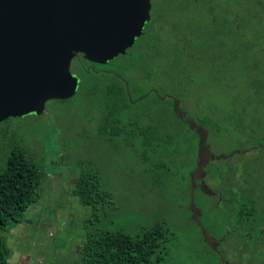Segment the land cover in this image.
I'll return each mask as SVG.
<instances>
[{
    "label": "rangeland",
    "instance_id": "374dc122",
    "mask_svg": "<svg viewBox=\"0 0 264 264\" xmlns=\"http://www.w3.org/2000/svg\"><path fill=\"white\" fill-rule=\"evenodd\" d=\"M149 16L126 55L83 64L86 75L71 63V102L0 123V172L21 149L43 174L25 222L6 234L10 264H77L90 234L157 225L168 234L156 264H264V0H151ZM107 72L134 102L114 110L118 136L101 122L102 91L123 84ZM174 101L207 131L200 179L201 137ZM157 123L167 144L141 133ZM91 169L107 195L94 209L71 194Z\"/></svg>",
    "mask_w": 264,
    "mask_h": 264
},
{
    "label": "water",
    "instance_id": "95a60500",
    "mask_svg": "<svg viewBox=\"0 0 264 264\" xmlns=\"http://www.w3.org/2000/svg\"><path fill=\"white\" fill-rule=\"evenodd\" d=\"M150 11L151 0H0V123L40 116L47 102L71 99L79 82L73 59L105 65L126 55ZM126 94L133 104L127 86ZM174 102L176 117L201 137L193 177L200 179L212 158L207 131L184 119Z\"/></svg>",
    "mask_w": 264,
    "mask_h": 264
},
{
    "label": "trees",
    "instance_id": "16d2710c",
    "mask_svg": "<svg viewBox=\"0 0 264 264\" xmlns=\"http://www.w3.org/2000/svg\"><path fill=\"white\" fill-rule=\"evenodd\" d=\"M74 60L78 66L90 64L81 55ZM77 68L80 73L86 75L85 70ZM90 74L96 75L94 72ZM117 83L107 85L102 91V99L106 104L105 112L109 111L101 121L107 136H118L120 133L118 124L114 123V110L117 107L131 106L124 85ZM97 89V85L91 83L84 96L92 97ZM71 99L56 102L64 104L71 102ZM161 122L164 126L167 123ZM158 125L159 123L157 126H149L141 130V133L144 137L151 136L157 142L167 144L162 138H168V134H162V129H157ZM42 178L39 167L21 149L12 151L5 169L0 172V264H10L6 234L25 222V213L35 202ZM71 194L86 208L94 209L98 202L107 201V195L99 190L97 172L93 169L84 172L75 180ZM167 234L159 225L144 229L137 236L119 231L90 234L76 247L79 260L77 264H156L159 260L157 254L164 250L162 245L166 242Z\"/></svg>",
    "mask_w": 264,
    "mask_h": 264
},
{
    "label": "flooded vegetation",
    "instance_id": "af4514ba",
    "mask_svg": "<svg viewBox=\"0 0 264 264\" xmlns=\"http://www.w3.org/2000/svg\"><path fill=\"white\" fill-rule=\"evenodd\" d=\"M143 34V33H142ZM75 59H77V57L75 58ZM73 61H75L74 59H73ZM73 61L71 62V63H73ZM72 65V64H71ZM80 67L82 68V70H83V65H80ZM106 74H110L111 76H113V77H115V78H117L121 83H123V85H124V87H125V91H126V86H127V88H128V83H126L125 82V78L124 77H122V76H119V75H117V74H115V73H113V72H107ZM151 94H156L155 93V91L154 90H150L149 92H148V95L150 96ZM133 101V100H132ZM175 104H176V102H174ZM131 105H134V104H131ZM185 119V118H184ZM150 138H151V136H149ZM149 137H144V138H149ZM247 234L245 233V236H246Z\"/></svg>",
    "mask_w": 264,
    "mask_h": 264
}]
</instances>
